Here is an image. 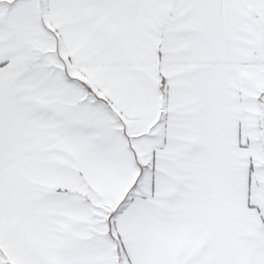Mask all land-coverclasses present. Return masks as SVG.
I'll use <instances>...</instances> for the list:
<instances>
[{"label": "snow or ice", "instance_id": "obj_1", "mask_svg": "<svg viewBox=\"0 0 264 264\" xmlns=\"http://www.w3.org/2000/svg\"><path fill=\"white\" fill-rule=\"evenodd\" d=\"M0 264H264V0H0Z\"/></svg>", "mask_w": 264, "mask_h": 264}]
</instances>
